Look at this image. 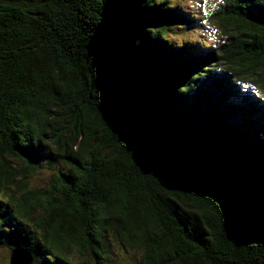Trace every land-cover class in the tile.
I'll return each instance as SVG.
<instances>
[{
	"label": "trees",
	"instance_id": "obj_1",
	"mask_svg": "<svg viewBox=\"0 0 264 264\" xmlns=\"http://www.w3.org/2000/svg\"><path fill=\"white\" fill-rule=\"evenodd\" d=\"M190 4L0 0V250L264 264V0Z\"/></svg>",
	"mask_w": 264,
	"mask_h": 264
},
{
	"label": "rangeland",
	"instance_id": "obj_2",
	"mask_svg": "<svg viewBox=\"0 0 264 264\" xmlns=\"http://www.w3.org/2000/svg\"><path fill=\"white\" fill-rule=\"evenodd\" d=\"M189 4L192 7H199L200 9V19L202 26L198 29L192 28L191 30H188L187 34L188 36H191L195 40H203L208 43H218L216 42V39L218 41H221L222 33H220L219 28L216 24L215 19L213 18V12L214 9L218 6V4L221 2V0H187ZM190 6V7H191ZM50 178V172L42 168L41 171H39L38 174L34 176L32 179L33 183L38 186L42 187L48 179ZM116 255L115 259L118 264H138L140 259H137V254L134 253V251L125 252L121 250L119 246L116 247ZM10 251H2L0 250V261L1 264H11L10 259ZM75 261L79 259H74ZM32 262V261H31ZM31 264V263H30Z\"/></svg>",
	"mask_w": 264,
	"mask_h": 264
},
{
	"label": "water",
	"instance_id": "obj_3",
	"mask_svg": "<svg viewBox=\"0 0 264 264\" xmlns=\"http://www.w3.org/2000/svg\"><path fill=\"white\" fill-rule=\"evenodd\" d=\"M11 264H30L32 261L31 253L22 247H14L9 256Z\"/></svg>",
	"mask_w": 264,
	"mask_h": 264
}]
</instances>
